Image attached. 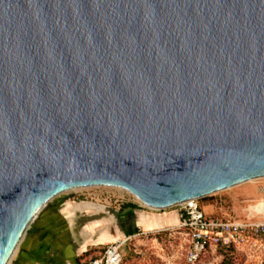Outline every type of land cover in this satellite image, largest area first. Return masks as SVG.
<instances>
[{
	"label": "water",
	"instance_id": "obj_1",
	"mask_svg": "<svg viewBox=\"0 0 264 264\" xmlns=\"http://www.w3.org/2000/svg\"><path fill=\"white\" fill-rule=\"evenodd\" d=\"M259 177L264 0H0V264L68 190L160 210Z\"/></svg>",
	"mask_w": 264,
	"mask_h": 264
},
{
	"label": "rangeland",
	"instance_id": "obj_2",
	"mask_svg": "<svg viewBox=\"0 0 264 264\" xmlns=\"http://www.w3.org/2000/svg\"><path fill=\"white\" fill-rule=\"evenodd\" d=\"M263 180L264 179L262 178H252L246 180L245 182L238 183L232 187L200 197L198 201L199 203L209 202L211 206L210 210L208 211L211 214H216L218 212V207H220L221 204L223 206V209H221L222 211L220 210L221 212H223V210H228L236 218H244L248 205L260 200L257 189L259 187V182H263ZM72 192V190H69L53 197L47 202L40 213L45 209L51 208L54 204L59 203L57 198H61L64 195H69ZM71 196V198L62 201H68L72 203L91 202L95 205H100L110 210L102 213L105 225L95 232V236L101 232L111 234L112 231L116 229L115 219L112 217L113 211H119V209H122L128 204V201L131 203L134 201L133 203L138 205L136 200H133L132 196L129 195V193L125 190L109 186L87 187L86 189H80L73 192ZM122 197L123 201L127 202L114 201L115 198L120 199ZM109 198H111V200ZM143 209H147L152 213L162 215L170 212L177 213L178 207L177 205H173L160 210L148 208ZM35 220L36 219H34L30 224L28 233L21 240L8 264H33L27 256V258H21L20 261L18 257L20 255V249L22 245L27 243L28 238L32 233L31 230ZM177 222L167 226L176 225ZM156 228H151L148 230L138 229L135 233L130 235V238L127 239L124 246L122 247L121 264H186L185 249L183 247L185 237L177 233L172 235H169L168 232L157 233L153 230H156ZM127 236L128 235L125 237ZM125 237H121L119 239H123ZM108 243L94 244L88 247L87 251L78 255L79 258H77L79 260H77V262L74 264H83L85 261L96 257L101 249ZM232 255L234 256V259H232L229 255L222 253L220 250L209 251L197 264H264V253L253 255L252 252H250L247 248L232 250Z\"/></svg>",
	"mask_w": 264,
	"mask_h": 264
},
{
	"label": "crops",
	"instance_id": "obj_3",
	"mask_svg": "<svg viewBox=\"0 0 264 264\" xmlns=\"http://www.w3.org/2000/svg\"><path fill=\"white\" fill-rule=\"evenodd\" d=\"M200 204L204 210H210L209 202ZM124 208L112 212L116 229L111 234L101 232L95 236L105 225L102 213L107 208L88 202L59 201L39 212L27 243L20 249L19 261L27 256L33 264H74L79 260L78 255L94 244H105L138 229L164 227L178 220L175 212L161 215L141 207L123 212Z\"/></svg>",
	"mask_w": 264,
	"mask_h": 264
},
{
	"label": "built area",
	"instance_id": "obj_4",
	"mask_svg": "<svg viewBox=\"0 0 264 264\" xmlns=\"http://www.w3.org/2000/svg\"><path fill=\"white\" fill-rule=\"evenodd\" d=\"M259 178L264 179V177ZM115 188L128 192L138 205H135L134 201L132 203L128 201V204H132L134 207L146 208L131 192L120 187ZM257 191L259 193L258 197L264 199V180L259 182ZM72 193L69 194V198L72 197ZM109 199L111 200V198ZM198 200L199 198L189 199L177 204L178 222L176 225L153 229L157 233L168 232L169 235L177 233L185 237L183 247L185 249L186 264L199 263L201 258L209 251L220 250L232 259H234L232 250L241 248H247L253 255L264 253V206L253 211H249L247 208L244 218H236L228 210L221 212V209H223L221 204L218 207V212L211 214L203 209ZM114 201L127 202L123 201V197L120 199L115 198ZM128 238H130V235L106 244L96 257L85 261L83 264H121L122 247Z\"/></svg>",
	"mask_w": 264,
	"mask_h": 264
},
{
	"label": "bare ground",
	"instance_id": "obj_5",
	"mask_svg": "<svg viewBox=\"0 0 264 264\" xmlns=\"http://www.w3.org/2000/svg\"><path fill=\"white\" fill-rule=\"evenodd\" d=\"M250 179H252V178H250ZM80 188H84V187H78V188H74V189H71V190H77V189H80ZM263 206H264V199L263 198H260L259 201L255 202L253 204L248 205V210L249 211H253L254 209H256L258 207L263 208Z\"/></svg>",
	"mask_w": 264,
	"mask_h": 264
},
{
	"label": "trees",
	"instance_id": "obj_6",
	"mask_svg": "<svg viewBox=\"0 0 264 264\" xmlns=\"http://www.w3.org/2000/svg\"><path fill=\"white\" fill-rule=\"evenodd\" d=\"M128 205H130V206L134 207L132 204H127L126 206H128Z\"/></svg>",
	"mask_w": 264,
	"mask_h": 264
},
{
	"label": "flooded vegetation",
	"instance_id": "obj_7",
	"mask_svg": "<svg viewBox=\"0 0 264 264\" xmlns=\"http://www.w3.org/2000/svg\"><path fill=\"white\" fill-rule=\"evenodd\" d=\"M126 207V206H125ZM124 208V207H123ZM119 210H121V209H119Z\"/></svg>",
	"mask_w": 264,
	"mask_h": 264
}]
</instances>
